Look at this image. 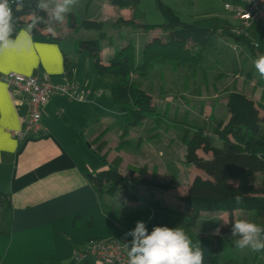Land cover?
<instances>
[{"label":"crops","instance_id":"1","mask_svg":"<svg viewBox=\"0 0 264 264\" xmlns=\"http://www.w3.org/2000/svg\"><path fill=\"white\" fill-rule=\"evenodd\" d=\"M40 1L41 4L46 5L44 9L47 13V25L42 30L43 35H53L59 37L60 40L63 36L77 35L73 33L74 26L68 23V14L72 12L70 7L69 11L64 14L62 22L55 19L56 5L62 4L63 0ZM215 1L194 0L191 2L189 0V3L191 2L193 5L197 3V6L202 7L203 13L200 12L198 19L214 18L220 28H237L239 21L234 13L226 10L225 7L224 13L215 12ZM218 1L225 3V0ZM212 5L214 6L210 8ZM225 5L229 4L225 3ZM229 6L232 8L243 7L244 2L243 0H237L234 6ZM122 27L130 30L122 24L114 28L121 29ZM49 29H52V31H49ZM27 31L21 29L18 32L13 40V42L19 41L16 47L5 50L0 48V54L4 57L3 65L0 67V75L9 72L24 76L45 74L58 81L66 70L65 54L67 60L74 67L71 79L80 89H87L88 82L81 77H76V65L69 57L67 50L62 47L60 41L33 37L31 33L29 38L23 35ZM244 32L249 42L254 46L253 51L240 43L218 39L215 47L204 56V58H210L213 52L222 45L224 53H221L219 57L225 55L231 60L234 59L233 66L236 70H239L234 76L235 79H230L229 74L221 73L223 72L222 63H218V59L213 60V64L210 67L208 66V69H210V75L213 77L212 84L215 80L216 85L214 88L210 87L211 89L205 87L204 98L199 97L202 102L206 103L204 107L201 104L196 112L191 111V101L185 95H182L180 99L176 95H170L171 93L164 89L165 92H168L166 93L168 97L163 102L160 110L167 112L168 115L165 117L167 122L164 120V122L156 124L152 119H146L140 126H133L130 123L128 134L123 140L120 137L121 134H118L121 142H123L129 138L132 129V144L139 141L141 143L140 149L136 150L134 148L132 153H147L146 157L150 159L149 163L152 161L153 167L156 166V163H161L157 166V169L160 168L161 170L162 167L166 169L169 163L172 165L176 163L177 166H180V172L190 174L188 182L182 189H178L179 186L176 184L173 190L162 192L163 198L161 199L144 200L140 194L141 190H144L141 186L136 187L139 195L138 201L130 202L126 200L119 191L115 193L113 198H109L98 193L88 181V174H93L105 168L94 153L101 141L107 143L102 154L106 155L108 163L116 157L127 156L121 151L118 152L117 147L120 144L114 148L117 152L110 155L112 141L108 136H104V132L108 128L103 127L105 124L108 125V121L102 113L105 107L100 104L99 99L103 95H97V92L91 95L89 91L87 101L84 103L71 102L59 96L51 98L43 108L42 124L46 128V133L19 141L12 134L20 129L19 115L10 100L6 84L0 80V193H2L0 194V261L5 264H100L91 258L75 262L72 253L73 251L83 250L90 239H128L131 242L130 252L134 238L127 235V233L135 229L138 221L145 223L149 235L155 227L182 228L191 239L193 247L197 244L200 245L204 252V264H229L233 261L224 258L226 249L218 255H213L210 247L199 240L201 236L217 235L219 232L217 233L215 230L217 228L221 229L227 224L229 213L200 212L194 219L176 216L177 211L189 213L190 210L183 208L179 198L187 193L189 184L196 175H205L194 166L184 164L185 147L181 142V133L173 135V131L167 124L171 123L169 119L171 120L172 117H176L178 121H183L187 117L188 113H185L184 119L180 118L178 115L179 110L181 113L190 112L191 117L188 120L195 125H201L210 116L227 122L226 91L242 92L251 97L261 107L259 108V114L264 119V98L260 99L261 93L264 91V87H260V78L263 74L259 72L258 77H256L254 73L258 70L253 64L251 66L253 72L249 71L247 73L252 74V77L250 75L248 77L249 79L252 78L251 80L239 89L236 86L239 83L236 84L235 81L238 78L241 80L243 73L240 69L248 66L245 64L248 55H254L256 60L264 55V21L247 24ZM78 34H84L86 37L93 36V33L81 30ZM124 42L119 40L118 47L120 48ZM69 46L73 54L82 53L76 54L73 52V42ZM226 46H231L230 48L236 53L232 56L226 50ZM105 47L111 49L112 56L118 50L116 49V39L113 46H109L106 42L102 43L100 53L102 64H106L102 61ZM248 51H250V54L247 53ZM212 57L214 58V56ZM198 66L202 67L201 62ZM220 66H222V69L217 68ZM217 69L219 70L218 74L215 73ZM225 75L226 77H224ZM220 77L224 78L220 79ZM180 85L182 90L176 89V91L184 94L186 89L184 81L181 80ZM245 86L249 87L252 93L246 92ZM152 98L154 100V96ZM115 112L120 113L116 108ZM91 125L96 126L97 129L100 127L101 132L99 133L96 129V132L91 133L89 136L88 127ZM262 127L264 128V120ZM119 131L122 133L121 129ZM169 136L175 139L174 142H171ZM86 143H88V147H86ZM144 145L147 149L143 151ZM175 146L183 148L180 161L173 159L171 156V147L174 148ZM88 150L93 151V155L99 163L88 159ZM258 153L264 159V149L259 150ZM198 155L206 158L210 157L202 151H198ZM123 163H125V159L120 164L124 175ZM143 166L147 170L146 178L157 180V177H154L153 168L150 171L148 165L145 163L138 165L135 159L134 162L132 161L131 171H137ZM130 174L131 172L129 177ZM258 177L261 178L262 175L257 174L256 178ZM179 190L182 191L178 193ZM232 216L234 220H247L264 227V216H258L254 212L236 210L232 213ZM222 239L225 242H236V238L232 233L222 236ZM261 251L259 253L263 254L264 250ZM235 261L237 262L236 259Z\"/></svg>","mask_w":264,"mask_h":264},{"label":"trees","instance_id":"2","mask_svg":"<svg viewBox=\"0 0 264 264\" xmlns=\"http://www.w3.org/2000/svg\"><path fill=\"white\" fill-rule=\"evenodd\" d=\"M92 0L85 1V10L88 11ZM113 7L120 10L131 9L137 6L140 0H106ZM162 11L165 22L158 26L136 23L133 19L118 18L116 24H122L131 31H150L156 28L161 33L144 44L141 50V62L135 65L134 46L130 40L120 35L119 40L125 43L116 50L102 64L100 53L102 43L113 46L115 39L105 31L102 21L83 20L75 21V13L68 14V23L74 26L73 33L79 30L93 33L92 37H78L73 41V52L78 54L87 52L93 61V69L104 86L110 89L112 105L121 114L128 115L130 125L139 126L147 117H155L156 105L150 94L143 89L144 76L153 66H169L174 69L183 68L186 74L188 68L199 65L206 53L215 47L218 39L231 40L246 46L250 51L254 46L246 36L235 35L229 28H220L214 18H202L190 24L180 21L179 17L170 8L156 0ZM13 11V32L10 39L13 41L21 29H29L33 37H42L45 40L60 41L59 37L43 35L42 30L47 25V13L41 8L40 0H9ZM87 13V12H86ZM65 69L74 67L64 54ZM253 72V68L250 70ZM134 72H137L135 75ZM134 74V75H133ZM260 87H264V74L260 78ZM226 111L228 120L210 116L201 125L191 123L187 117L178 121L171 118V123L178 126L181 133V142L185 147L184 164L192 165L202 171L205 176L196 175L189 184L187 193L179 198L183 208L189 213L176 212L177 217L194 219L200 212H227L229 219L221 227L217 235L199 237L207 244L213 255L221 253L226 242L222 236L232 233L233 216L236 210L251 211L258 216H264V159L258 153L264 149L263 118L259 114V106L251 97L242 92H225ZM264 98V91L260 99ZM167 112H164V116ZM168 115V114H167ZM162 117V116H160ZM128 125V126H130ZM128 134V128L123 129L121 139ZM216 140L221 145L215 146ZM107 143L101 141L95 149L97 159L105 166L87 178L92 187L101 194L113 198L117 191L128 201L139 200L136 187L157 189L161 192L173 190L176 181L170 179L161 182L154 178H146V167L131 171L127 178L119 171L120 158L116 157L108 163L102 151ZM140 141L135 144L139 150ZM202 151L209 158L198 155ZM262 177L258 180L256 175ZM2 194V193H0ZM237 198L240 202L237 203ZM236 240L239 237H235ZM254 264H262L261 258Z\"/></svg>","mask_w":264,"mask_h":264},{"label":"rangeland","instance_id":"3","mask_svg":"<svg viewBox=\"0 0 264 264\" xmlns=\"http://www.w3.org/2000/svg\"><path fill=\"white\" fill-rule=\"evenodd\" d=\"M85 1L86 0H76V3L72 6H70L72 13H75V21L77 23H80L83 20L102 21L105 25V31L109 35L113 36L116 39V43H117L116 49H119L118 46H119L120 35H123V36L126 35L127 37L124 36L125 40H130V42H132V44L134 46L135 65H139L141 62L142 47L144 46V44L149 42L154 36L160 34L161 30L156 28L154 30H150L147 32L141 31V30L134 32L131 30L124 29L123 27L121 29L120 28L116 29L114 27L118 26V24H116V20L121 15L122 16L120 18H122V19L123 18L124 19L132 18L136 23H139V24L155 25V26L163 24L165 22V18H164L162 11L159 8L157 1L156 0H140L139 4L137 6H135L134 8H131V9H126L125 11H120L118 8L113 7L106 0H92L88 11H86L85 10ZM159 1L161 2L162 5L173 10V12H175V14L179 17L180 21H182L184 23L190 24L192 21L198 19V17L200 16L199 15L200 12L203 13L201 6H197V3L195 5H193L191 3L194 0H191L190 3H189V0H159ZM224 2L228 3L229 5L234 6L235 2L237 3V0H227V1L225 0ZM225 3H222L221 1L216 0L214 3L215 6L212 5V6H210V8H212L214 6L215 12L224 13V11H225L224 10V4ZM226 12H228V11H226ZM226 12H225V14H227ZM81 31H84V30H81ZM78 32H80V30ZM78 32L75 33L77 35H74V36H73V34H70L67 37L63 36V38L60 40V42L62 44V47L67 50L69 57L72 59V61L76 65V68H77L76 77H78V78L81 77L83 80H86L88 82V85H86V87H87L86 90L88 92L90 91L91 93L90 92L89 93L91 95H94V92H97V95H103L102 97H99V99H100V104L105 107V109H103L102 113L105 115V117L107 118L106 120L108 121V125L105 124V126L103 127V128H108L107 131L104 132V136H106V137L108 136V138L112 141V149L110 150V155L117 152V151H115L114 148L116 145L118 146V144H120L117 147L118 152L121 151L125 155H127V156L123 155V156L119 157L121 162L123 161V159H125V163H123L122 169L124 171V175L127 178H131V177H129V173L132 170V161L134 162V159H135L137 161L138 165L145 163L146 165H148V170H150V169L152 170V168H153L154 177H157L158 181L168 182L170 179H174L176 181L177 186H179L178 189H182V187H184L186 185V183L188 182V176L190 174H187L186 172L185 173L180 172V170H179L180 166H177L176 163H175V165H172L171 163H169L168 167L166 169L163 167L161 168V170H160V168L157 169V166L160 165L161 163H156V166L153 167L154 165L151 164L152 161H150V163H149L150 159L146 157L147 153L142 152L140 154H133L132 152L134 151L135 144L134 143L132 144V129H131V133H130L129 138H128L129 141L127 139V140H124L123 142H121L120 137H118L121 134V131H119V129H121L123 131V129L128 128L129 127L128 125L132 122V120L126 114H121V113L115 112V107L110 102V97H109L110 89L108 87L104 86L101 82V79L95 74V72L93 70V61L89 57L88 53L82 52L81 54L75 55L70 51L69 44L72 43L74 41V39H77L78 37H83L86 39L89 38V37H86V35H84V34L79 35ZM84 32H89V31H84ZM230 47L226 46V50L229 51V53L233 56L236 53V51H234ZM221 53H224V49H223L222 45H220L219 48H217L215 50V52H213L212 56H214V58L212 56L210 58H208V57L203 58L201 60L202 67H200L198 65H196L195 67H190V68H188V71L186 74L182 70L183 68H180V67H177L176 69H174V68L169 67V66L168 67H166V66H153L152 68L148 69L145 76H144V79H143V81H144L143 89L148 94L154 96V101L156 104L157 112L160 115L159 116L157 115L155 117H147L146 119H152L154 122H156V124L164 122V120H165V122H167V119L165 118L167 116V114H165V116H164L163 115L164 112L160 110L162 105H163V102L168 97L166 95V93H168V92H165L164 89L168 90L171 93L170 95H176V97L180 98V99H181L182 95H185L191 101V103H190V105H191L190 110L191 111L196 112L201 104L204 107V105L206 103L202 102L199 97H201V99L204 98V96H205L204 88L205 87H207L208 89H211L210 87L214 88V86L216 85V83H214L215 80L212 84L213 77H211L210 72H209L210 69H208L210 67V65L213 64L212 63L213 60L218 59V63H222L223 69H222V66L217 67V68L222 69L223 72H221V73L229 74L230 79H235L234 76H236V74L239 72V70H236L235 66H233L234 65L233 64L234 59L231 60L228 56L225 57V55H223V57H219V55ZM247 53L250 54V51H248ZM109 56H111V49L108 47H105L103 54H102V61L104 63H107ZM255 61H256V59L254 58V55H251V54L248 55V59L245 62V64H247L248 66L244 67L243 69H240V70H242V73H243L241 75V77H242L241 80H239V78H238V80H235L236 84L239 83L238 85H236L238 87V89L242 85L244 86V84L247 81L252 79V78L251 79L248 78L250 76L252 77V74H247V73L250 71L249 69H251V66L253 64L255 65ZM248 67H250V68H248ZM218 69L215 72L217 74L219 71ZM234 70H236V72H234ZM136 73L137 72H134L135 75H137ZM212 73H214V72H212ZM258 74H259V70L255 71L254 75L256 77H258ZM184 76L186 77L185 79H184ZM224 77H226V75ZM224 77H220V79H222ZM181 80L184 81V86L186 87L184 94L176 91V89L182 90V86L180 85ZM245 90L248 93H252L249 87L245 86ZM104 95H107V96H104ZM187 95H189V96H187ZM90 97H89V100H90ZM185 113L186 114L188 113L187 118L189 119V117H191L190 112H182L181 113L180 110L178 111V115L180 118H183ZM160 116H162V117H160ZM146 119H144V120H146ZM169 121H170V119H169ZM167 125L173 131V135L180 133L177 125H173L171 123L167 124ZM88 128H89V131H88L89 136L91 133L94 134L96 132V129H97V127L93 126V125H91ZM131 128H132V126H131ZM97 130L99 131V133L101 132L100 127H98ZM136 134H138V133H136ZM169 135H171V134H169ZM135 137H136V135H135ZM169 139L171 140V142H174V140H175L171 136H169ZM135 140H136V138H135ZM88 143H86V147H88L87 146ZM213 144L215 146H218V147L221 145V143H219L216 140L213 141ZM146 149H147V147L144 145L143 151ZM171 149H172V151H171L172 158L178 159L180 161L181 156H182L181 154L183 152V148H179V146H175L174 148L171 147ZM87 157L92 162L97 161V163H99L98 160L93 155V151L88 150ZM128 157H129V159H127ZM156 158H158V156ZM183 158H184V156H183ZM121 162H120V164H121ZM171 162H173V161H171ZM183 162H184V160H183ZM120 164H119V171L122 173L121 168H120V166H121ZM143 167H145V166H143ZM257 179L259 180L260 177H258ZM142 188L144 190H141L140 194H141V197L144 198V200H148V199L152 200L154 198H158V199L163 198L162 192L158 191L157 189H151V188H146V187H142ZM181 191L182 190H179L178 193H180ZM224 249H226V251L224 252L225 253L224 258L226 260H233V261L229 262V264H240V263H242V264H254V262H255L254 258L256 255L258 256L256 259V263L261 258V262H262V264H264V253L262 254L259 252L252 251L250 248L240 249L236 246L235 241H231V242L227 241ZM235 259L237 260V262L235 261Z\"/></svg>","mask_w":264,"mask_h":264},{"label":"built area","instance_id":"4","mask_svg":"<svg viewBox=\"0 0 264 264\" xmlns=\"http://www.w3.org/2000/svg\"><path fill=\"white\" fill-rule=\"evenodd\" d=\"M244 6L232 8L225 5V9L232 11L239 21L237 28L231 29L235 35L246 36L244 29L251 22L264 21V0H243ZM73 69L65 70L60 80H53L49 76H24L15 72L0 75L8 90V95L19 115L20 129L13 132L15 139L21 141L37 137L46 133L42 124L44 106L51 98L59 96L71 102L84 103L89 92L80 89L71 79ZM128 239H90L81 251H73L75 262L84 259H94L100 264H130ZM0 264H5L0 261Z\"/></svg>","mask_w":264,"mask_h":264},{"label":"clouds","instance_id":"5","mask_svg":"<svg viewBox=\"0 0 264 264\" xmlns=\"http://www.w3.org/2000/svg\"><path fill=\"white\" fill-rule=\"evenodd\" d=\"M75 3L76 0H63L62 4H57L55 19L62 22L64 14ZM40 7L46 8V5L41 4ZM12 21L13 11L9 0H0V48L4 50L16 47L19 42L10 39L13 32ZM31 27L34 24L23 35L30 38ZM255 65L264 74V55L255 61ZM239 202L237 198V203ZM219 231V228L215 230L217 233ZM127 235L134 238L129 252L130 264H204V252L200 245L193 247L191 239L182 228L155 227L149 235L145 223L138 221L135 229ZM232 235L239 237L236 246L240 249L250 248L255 252L264 250V227L256 223L234 220Z\"/></svg>","mask_w":264,"mask_h":264},{"label":"snow or ice","instance_id":"6","mask_svg":"<svg viewBox=\"0 0 264 264\" xmlns=\"http://www.w3.org/2000/svg\"><path fill=\"white\" fill-rule=\"evenodd\" d=\"M3 62H4V57L2 54H0V67H2Z\"/></svg>","mask_w":264,"mask_h":264}]
</instances>
